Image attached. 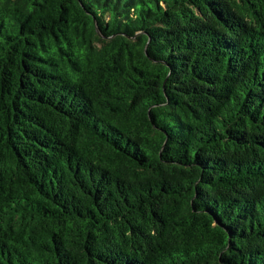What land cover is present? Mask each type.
Returning <instances> with one entry per match:
<instances>
[{"label": "trees", "instance_id": "1", "mask_svg": "<svg viewBox=\"0 0 264 264\" xmlns=\"http://www.w3.org/2000/svg\"><path fill=\"white\" fill-rule=\"evenodd\" d=\"M0 264H264V0H0Z\"/></svg>", "mask_w": 264, "mask_h": 264}]
</instances>
